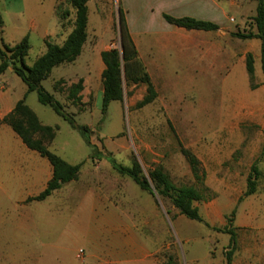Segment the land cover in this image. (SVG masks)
<instances>
[{
  "label": "rangeland",
  "instance_id": "1",
  "mask_svg": "<svg viewBox=\"0 0 264 264\" xmlns=\"http://www.w3.org/2000/svg\"><path fill=\"white\" fill-rule=\"evenodd\" d=\"M22 1L0 0L4 20L0 47H14L28 36L31 47L25 63L32 67L45 53L47 40L40 32L30 31L28 18L42 17L43 37L52 36L50 42L61 45L73 29L74 17L70 14L69 20L60 28L57 15L53 13V0H45L44 5L39 0H28L25 14L17 19L13 12L25 10L21 7ZM222 1L219 4L222 13L218 17L219 24L226 28L223 30L222 55L211 52L196 55L193 52L188 57L190 70L182 69L179 61L167 72L157 66L153 81L158 97L140 109L137 103L146 95L147 87L128 83L122 66L123 100L112 102L106 115L101 112L104 69L101 53L114 48L121 50V5L120 0L91 2L88 40L81 56L72 64L55 68L42 85L78 124L90 129L91 143L104 158L92 160L93 152L77 130L50 107L42 105L36 92L27 96V104L41 121L58 127L49 149L70 164L83 165L78 180L66 184L58 195L59 199H64V206L60 212L62 216L55 222L43 223L42 217L22 220L24 223L14 222L11 216L18 210L7 198L0 203V214L5 218L0 221L4 224L0 232V264H103L107 261L125 264L123 256L112 255L119 252L122 230L125 236L142 242L145 251L152 253L158 264H164L169 256H173L177 264H226L231 236L218 229L229 224L228 217L233 210H236L233 228L238 243L233 260L248 250L250 264H264L261 41L232 36L256 32L253 19L258 1ZM61 7L72 9L68 5ZM9 9L14 11L8 12ZM187 42H203L210 47L211 41ZM176 51L178 53L177 48ZM249 53L255 60V89L251 87L246 70ZM170 59L175 58L170 55ZM80 79L84 80V90L82 106H77L66 96L68 88ZM5 80L12 100H22L27 89L22 80L13 72ZM179 141L200 160L206 173L202 182L194 178L180 152ZM110 155L126 166H131L136 159L147 177L150 171L162 167L177 186L192 185L200 189L205 200L196 206L202 222L187 219L168 200L152 196L130 178L117 174L106 159ZM254 163H258L261 171L257 191L240 201ZM53 201L38 212H49L55 206L56 198ZM19 223L23 227H19ZM43 244L53 247L50 249L58 246L61 250H51L43 255ZM31 248L35 254H28Z\"/></svg>",
  "mask_w": 264,
  "mask_h": 264
},
{
  "label": "trees",
  "instance_id": "2",
  "mask_svg": "<svg viewBox=\"0 0 264 264\" xmlns=\"http://www.w3.org/2000/svg\"><path fill=\"white\" fill-rule=\"evenodd\" d=\"M61 1V4L57 7V14L61 20H68L71 14L69 10L62 9L61 5L63 3L68 4L75 11L73 29L63 44L59 45L48 40L45 41L46 51L34 62L32 67L27 66L25 63L31 47L28 36L23 38L14 47H0V76L11 67L14 74L27 86L25 97L18 101L11 113L0 119V123L8 125L29 149L38 152L53 167V177L48 182L46 189L38 196L29 198L28 202L44 201L54 192L62 189L66 184L77 181L83 165V163L70 164L49 149L48 145L56 137L58 127L49 126L41 122L37 114L26 103L28 94L36 92L38 100L42 105L50 107L58 116L67 121L74 130L80 133L86 145L93 152L91 155L92 160L104 158L103 155L95 151L91 143L90 129L85 125L78 124L75 117L67 112L64 105L42 85L55 68L64 64L74 63L81 56L88 40V3L90 0ZM257 1V14L253 19L256 32L234 33L232 36L242 40L257 39L261 41V68L264 74V0ZM119 15L122 40L121 50L114 48L101 53V59L104 64L101 102V112L103 115L107 114L112 102L123 100L122 66H124L128 83L144 84L147 87L146 95L137 103L138 109L152 104L158 97L156 87L145 65L139 58L137 46L127 24L126 14L121 6L119 8ZM163 17L169 24L186 30L206 32L219 30V25L210 21L198 20L192 17L175 18L167 14H164ZM3 27L4 20L0 12V35L3 32ZM254 64V56L249 53L246 57V70L253 89L256 88V85H254ZM60 82L56 83V89L59 88ZM83 90L84 80L80 79L68 88L66 99L74 105L82 106L81 93ZM178 144L180 152L187 160L194 178L202 182L206 177V173L201 167L200 160L181 141ZM106 159L117 174L130 178L141 190L150 193L154 197L158 195L162 199L168 200L178 210L179 214L185 216L187 219L202 222L203 219L196 203L205 200V196L197 187L192 185L177 186L162 167H157L150 171L149 177H147L144 175L142 167L136 159H133L131 166L121 164L112 155ZM260 177L261 171L258 163H254L247 180L246 191L240 201L256 193ZM235 214L236 210H233L231 216L228 217L229 224L222 229H218L219 232L231 236L230 251L226 252V264L233 263V256L238 246L236 231L233 228ZM164 264L177 263L173 256H169Z\"/></svg>",
  "mask_w": 264,
  "mask_h": 264
},
{
  "label": "crops",
  "instance_id": "3",
  "mask_svg": "<svg viewBox=\"0 0 264 264\" xmlns=\"http://www.w3.org/2000/svg\"><path fill=\"white\" fill-rule=\"evenodd\" d=\"M92 1L93 0H90L88 3L89 11ZM39 2L44 5L45 0H39ZM61 2V0H53L52 6L54 10L53 13L57 15L60 28L65 22H67V20H61L57 14V7ZM221 2L223 1L120 0V5L126 14L130 33L138 49L139 58L145 65L152 81L155 77L154 71L157 69V66L160 70H163V72H167L171 71V66L179 61L182 64V69L190 70V65H188V63H191V60L188 59V57L193 52L196 55H206L208 52L214 53L216 56L218 53L220 55L223 54V30L226 28L222 27L218 22V17L222 13V7L219 5ZM63 5L66 6L68 4L63 3L61 6ZM21 7H25V10H21V12L16 11V13L13 12L17 19H21L18 17L19 15L25 14L28 7V0H23ZM7 11L10 12L14 10L9 9ZM69 11L73 18L75 15L74 9H70ZM164 14L175 18L192 17L198 20L210 21L219 25V30L206 32L186 30L176 26L172 27L173 25L169 24L164 19ZM25 19L27 18H24V20ZM28 19L30 31L36 33L40 32V35L44 40L52 41V36L46 35L43 37L42 17L31 16ZM157 26H161V28L157 29ZM174 41H178V43H175ZM187 41L211 42H209L210 47H208L207 43H189ZM176 48L178 49V53ZM170 55L174 56L175 59H170ZM199 61L201 62V60ZM195 67L197 69H202L201 66ZM11 72H13V70L10 67L0 76V119H3L11 113L18 101H20L12 100L11 94L8 91V85L5 78ZM52 177L53 167L49 161L46 158H43L38 152L29 149L8 125L0 123V203L7 198L9 201L8 203H10L14 209L18 210L16 214L12 213L11 220L24 223L26 220L33 221L36 217H42L43 223H47L48 221L55 222L62 216L60 212L63 210L64 199H59L58 195L63 188L54 192L44 201L28 202L29 198L38 196L46 189L47 184ZM54 198H56L55 206H52V209L49 212H43V214H40L38 211H43L47 204H53ZM22 211L25 213H22ZM4 220L5 218L0 214V221ZM25 225L26 224H24V226ZM19 227H23V225L21 224ZM1 228L4 229V224H0V232ZM120 233V247L117 248L119 249V252L116 253L113 251L114 254L112 255H117L116 257L123 256L125 264H138L152 261L158 264L157 260L153 258V254L145 251L146 248L142 242H139L135 237H129L128 235L125 236L124 230ZM55 247V249H50L53 247L49 246V244H43V255L48 254L51 250H61L58 246ZM35 253L36 252L31 248L28 254ZM80 256L82 255H78L77 257ZM249 258V251L244 250L236 260L234 259L235 261L233 260L232 264H250ZM65 264L77 263L67 262ZM103 264L115 263L107 261Z\"/></svg>",
  "mask_w": 264,
  "mask_h": 264
},
{
  "label": "built area",
  "instance_id": "4",
  "mask_svg": "<svg viewBox=\"0 0 264 264\" xmlns=\"http://www.w3.org/2000/svg\"><path fill=\"white\" fill-rule=\"evenodd\" d=\"M80 253L82 254V253H83V251L81 250V251H80Z\"/></svg>",
  "mask_w": 264,
  "mask_h": 264
},
{
  "label": "water",
  "instance_id": "5",
  "mask_svg": "<svg viewBox=\"0 0 264 264\" xmlns=\"http://www.w3.org/2000/svg\"><path fill=\"white\" fill-rule=\"evenodd\" d=\"M121 47H122V42H121Z\"/></svg>",
  "mask_w": 264,
  "mask_h": 264
}]
</instances>
